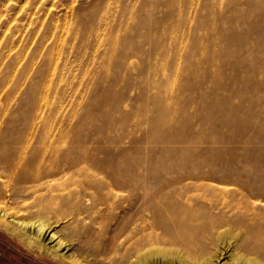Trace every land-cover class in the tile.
Wrapping results in <instances>:
<instances>
[{"label": "rangeland", "instance_id": "rangeland-1", "mask_svg": "<svg viewBox=\"0 0 264 264\" xmlns=\"http://www.w3.org/2000/svg\"><path fill=\"white\" fill-rule=\"evenodd\" d=\"M1 61L10 136L99 141L135 170L235 154L264 175V0H0ZM0 264L63 263L0 225Z\"/></svg>", "mask_w": 264, "mask_h": 264}, {"label": "bare ground", "instance_id": "bare-ground-1", "mask_svg": "<svg viewBox=\"0 0 264 264\" xmlns=\"http://www.w3.org/2000/svg\"><path fill=\"white\" fill-rule=\"evenodd\" d=\"M2 62L0 225L63 264H84V249L95 258L113 253L114 264H264L258 168L232 154L226 166L135 170L99 141L10 136ZM101 205L113 221L106 237Z\"/></svg>", "mask_w": 264, "mask_h": 264}]
</instances>
